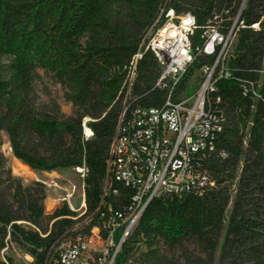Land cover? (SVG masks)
I'll return each mask as SVG.
<instances>
[{
	"label": "trees",
	"instance_id": "obj_1",
	"mask_svg": "<svg viewBox=\"0 0 264 264\" xmlns=\"http://www.w3.org/2000/svg\"><path fill=\"white\" fill-rule=\"evenodd\" d=\"M170 8L195 16L194 47L203 44L204 27L227 33L237 22L232 78L216 83L209 103L224 123L198 159L214 186L202 195L154 198L125 237L116 264H264V0H0V264H18L7 252L13 245L32 264H45L61 241L91 234L109 208L128 212L134 192L110 175V149L130 62ZM214 62L215 56L196 55L184 82ZM38 70L63 87L70 115L55 101L40 100ZM159 70L146 52L131 107L162 105L164 92L153 89ZM247 81L258 86L259 97L245 94ZM85 120L94 134L89 139ZM2 133L14 157L35 172L85 165L86 213L79 217L64 203L48 214L46 186L13 174Z\"/></svg>",
	"mask_w": 264,
	"mask_h": 264
},
{
	"label": "built area",
	"instance_id": "obj_2",
	"mask_svg": "<svg viewBox=\"0 0 264 264\" xmlns=\"http://www.w3.org/2000/svg\"><path fill=\"white\" fill-rule=\"evenodd\" d=\"M236 23L227 33L213 25L204 27L203 44L194 47L191 37L200 29L195 16L177 14L172 8L162 10L136 53L137 61H131L128 67L125 80L130 95L116 128L108 160L112 178L113 174L131 173V182L123 185L133 190V204L124 216L109 208L108 213H103L104 222L94 226L91 234L61 241L56 258L46 260L45 264H116L122 246L121 237L117 239L116 235L122 229L126 232L138 210L162 195H202L214 186L208 172L199 167L198 159L205 156L207 143L216 138L224 123L211 111L209 103L216 83L232 78L228 60L236 42ZM253 28L259 30V24ZM146 52L152 53L159 63V75L153 89L163 91L164 99L159 107L133 108L129 99L137 79L138 62ZM200 54L215 56V62L201 67L197 70L200 71L198 76L193 73L185 83L196 55ZM242 86L258 87L250 81ZM192 89L195 92L190 96L188 91ZM83 126L86 138L93 137V132L87 131L86 120ZM189 165L198 166V175H190ZM75 170L82 179L81 207L86 205L83 188L87 169L83 165ZM62 191L63 201L72 207L77 187L71 185ZM108 214L111 215L106 217ZM103 232L107 235L103 236Z\"/></svg>",
	"mask_w": 264,
	"mask_h": 264
},
{
	"label": "rangeland",
	"instance_id": "obj_3",
	"mask_svg": "<svg viewBox=\"0 0 264 264\" xmlns=\"http://www.w3.org/2000/svg\"><path fill=\"white\" fill-rule=\"evenodd\" d=\"M233 46L230 49L231 52L233 50ZM37 72L40 75V78L36 79L35 81V89L40 97V100L44 103L55 101L60 106L62 113L70 115L72 113V105L65 100L63 87L55 83L43 70H38ZM199 72L200 71L195 70L193 72L194 76H198ZM194 92L195 89L189 90L188 95L192 96ZM1 139V151L8 159L13 174L21 178L25 183L29 184L32 182H42L46 186L47 198L45 201V208L48 214L53 213L57 208L61 207L65 203L63 201L64 192L62 191V189L67 188L71 185H75L77 187V194L72 200V207L67 202L66 204L71 210L77 212L79 217L83 214L85 209H80L82 179L80 178V175L77 173L75 168L59 169L50 172H35L23 162H17L18 159H14L15 157L13 153L12 156L7 154V150L4 148V146L6 144L10 145V141L6 133L1 134ZM85 221L86 220H84L82 223H84ZM82 223H78L77 226ZM7 252L13 256L18 264H32L35 261L32 256L20 250L15 245H13Z\"/></svg>",
	"mask_w": 264,
	"mask_h": 264
},
{
	"label": "bare ground",
	"instance_id": "obj_4",
	"mask_svg": "<svg viewBox=\"0 0 264 264\" xmlns=\"http://www.w3.org/2000/svg\"><path fill=\"white\" fill-rule=\"evenodd\" d=\"M147 34H149V30H148ZM132 61H137V54L134 55ZM244 90H245V94L251 92V94H253L254 97H256V98L259 97L257 90H255L254 88H244ZM128 95H130V88L127 87V81H126V84L124 87V101H125V103H127ZM220 121H223V119L221 117H220ZM87 129H88L87 131H89V128H87ZM221 130H222V126L220 127V131ZM4 148L7 150L8 155H10V156L13 155L12 154L13 153L12 148L9 144H6L4 146ZM210 149H213L212 143H211ZM14 159L17 160L16 158H14ZM18 161L19 160H17V162ZM189 173H190V175H198V172L193 168V165H189ZM113 179L116 182H119L122 184L129 183V182H131V173L113 174ZM83 203H86L85 202V186L83 188ZM132 204H133V197L131 199L130 206H132ZM148 205H149V203H148ZM148 205H146V207L142 208L141 210H138V212L136 213V216H134L133 220L131 221V224H129L128 228H126V232H123V234L121 236V244H123L125 237L128 235V233L131 232L134 229V227L137 225V223L139 222V220L143 216ZM80 209H85L83 214H82V215H84L86 213V205L84 206V204H83L80 207ZM87 222H88V219H86V221L84 223L77 226V228H80L81 226H83V224H86ZM120 250H121V247H119V252H120Z\"/></svg>",
	"mask_w": 264,
	"mask_h": 264
}]
</instances>
